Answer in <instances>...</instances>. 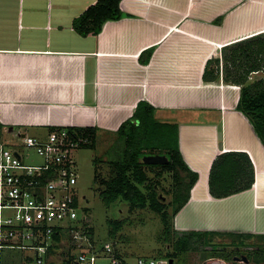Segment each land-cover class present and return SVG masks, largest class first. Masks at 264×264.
Instances as JSON below:
<instances>
[{"label": "crops", "instance_id": "obj_1", "mask_svg": "<svg viewBox=\"0 0 264 264\" xmlns=\"http://www.w3.org/2000/svg\"><path fill=\"white\" fill-rule=\"evenodd\" d=\"M97 2L0 0L2 137L93 128L116 138L146 102L178 124L183 159L199 175L176 229L264 236V145L237 109L240 87L224 79L229 47L264 33V0H123L122 19L79 35L74 21ZM230 152L249 157L254 184L217 198L211 169Z\"/></svg>", "mask_w": 264, "mask_h": 264}, {"label": "trees", "instance_id": "obj_2", "mask_svg": "<svg viewBox=\"0 0 264 264\" xmlns=\"http://www.w3.org/2000/svg\"><path fill=\"white\" fill-rule=\"evenodd\" d=\"M122 1L98 0L74 21V29L84 37L99 35L107 21L123 18L120 8ZM229 48L224 79L227 83L240 87L237 109L247 117L264 145V77H254V80L250 78L251 75L264 73V33L237 42ZM69 131L87 138L88 143L83 147H96V129L70 128ZM150 155L166 156L168 163L146 164L144 158ZM106 157L107 164L112 167V175L109 180L100 182L103 202L107 206L126 203L131 210L150 209L160 215L164 225L161 239L169 249L165 254L160 253L159 259L170 258L175 263L191 252H206L209 247V258H224L229 261L230 256L224 252L228 246L224 248L221 243H217V237H231V245L241 247L247 240L256 237L250 234L175 230V218L189 202L199 175L190 170L183 159L178 124L158 120L156 110L150 104H138L132 118L121 125L117 140L106 152ZM155 169L159 171L152 177L149 172L154 173ZM249 169L252 176L250 180L246 184L236 185L234 177L244 175V171L246 175ZM167 173L171 174L174 182L173 188L168 191L172 195L171 200L164 195L161 183ZM253 184L254 168L245 153H226L214 161L210 174V191L214 197H228L251 189ZM85 213L89 214L88 208H85ZM124 224L125 220L109 222V235L115 238ZM88 235L93 241V228H88ZM258 247L261 255L251 257L255 262L264 260V245ZM116 252L121 256L118 250Z\"/></svg>", "mask_w": 264, "mask_h": 264}, {"label": "built area", "instance_id": "obj_3", "mask_svg": "<svg viewBox=\"0 0 264 264\" xmlns=\"http://www.w3.org/2000/svg\"><path fill=\"white\" fill-rule=\"evenodd\" d=\"M69 129L43 138L0 136V264H129L112 242L97 247L88 235L75 161L88 140ZM21 147L41 162L27 163L30 154ZM137 264L170 260L143 257Z\"/></svg>", "mask_w": 264, "mask_h": 264}, {"label": "rangeland", "instance_id": "obj_4", "mask_svg": "<svg viewBox=\"0 0 264 264\" xmlns=\"http://www.w3.org/2000/svg\"><path fill=\"white\" fill-rule=\"evenodd\" d=\"M264 77V73L259 75H251V80ZM3 137H6L3 135ZM116 138L97 137L96 147H83L75 151V161L78 167V183L77 192L81 198L82 205L88 208L89 216L87 223L93 228V244L97 247L104 246L107 242H112L122 256L127 259L129 264H137L139 258H161L160 253L165 254L169 249L167 244L161 239L164 225L160 215L150 209L131 210L126 203H117L107 206L102 200L103 188L100 185L102 180H109L112 175V167L107 164L106 152L114 144ZM21 151L30 154V161L27 163H40L41 159L35 152L26 147H21ZM156 171L150 173L155 177ZM165 178L161 179L164 195L171 200L172 195L168 193L173 188V178L171 174H165ZM125 220L121 232L115 238L110 234L111 221ZM174 227L176 224L174 221ZM179 231V230H177ZM180 232V231H179ZM231 237H217L216 242L221 246H228L224 249L228 253L230 260L224 258H209L211 248H207L206 252H191L187 254L183 260H176L175 264H246L243 261H234V256H240L234 252L231 245ZM252 246H263L264 236L259 235L246 241ZM172 248L173 245L171 244ZM232 246V247H231ZM252 258L261 255L258 251L243 252ZM208 257V258H207ZM170 259V258H169ZM249 264H254L249 263Z\"/></svg>", "mask_w": 264, "mask_h": 264}, {"label": "flooded vegetation", "instance_id": "obj_5", "mask_svg": "<svg viewBox=\"0 0 264 264\" xmlns=\"http://www.w3.org/2000/svg\"><path fill=\"white\" fill-rule=\"evenodd\" d=\"M218 243V242H217ZM233 250H234V252H237V254H239L240 256H234L233 258H234V261H238V260H236V258H240V257H242L243 255H245L243 252H247V251H259V247L258 246H252V245H249V244H245L244 246H237V245H234L233 246ZM245 256H247L248 257V260H249V262L248 263H246V264H249V263H254V264H264V260H261V261H259V262H255L250 256H248V255H245ZM250 257V258H249Z\"/></svg>", "mask_w": 264, "mask_h": 264}, {"label": "water", "instance_id": "obj_6", "mask_svg": "<svg viewBox=\"0 0 264 264\" xmlns=\"http://www.w3.org/2000/svg\"><path fill=\"white\" fill-rule=\"evenodd\" d=\"M12 131V130H11ZM144 162L146 164H167L168 163V159L166 156H160V155H150V156H146L144 158ZM236 260L238 261H243L245 263H248V257L243 255L240 258H236ZM170 264H175L173 260H170Z\"/></svg>", "mask_w": 264, "mask_h": 264}, {"label": "bare ground", "instance_id": "obj_7", "mask_svg": "<svg viewBox=\"0 0 264 264\" xmlns=\"http://www.w3.org/2000/svg\"><path fill=\"white\" fill-rule=\"evenodd\" d=\"M201 184V183H200ZM209 202H210V200H209Z\"/></svg>", "mask_w": 264, "mask_h": 264}]
</instances>
